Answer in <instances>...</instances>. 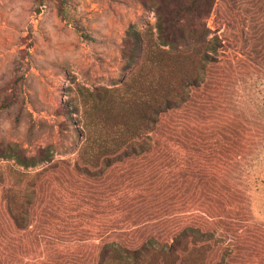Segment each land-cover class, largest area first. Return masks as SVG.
<instances>
[{"label":"rangeland","instance_id":"1","mask_svg":"<svg viewBox=\"0 0 264 264\" xmlns=\"http://www.w3.org/2000/svg\"><path fill=\"white\" fill-rule=\"evenodd\" d=\"M229 2L233 28L227 27ZM207 23L226 39L228 58L209 68L206 85L194 91L196 107L163 116L157 147L179 150L189 142L205 149L196 154L199 159L215 155L210 174L217 192L207 201L215 234L175 259L159 256L148 264H264V0H218ZM156 25V11L145 0H0V145L17 143L29 155L49 148L55 159L73 163L81 130L77 116L68 112L71 87L119 85L128 73L121 54L127 30L156 31ZM188 123L191 139L181 126L176 136L168 134L167 126ZM15 168L20 167L13 160L0 158V264H85L86 259H48L57 255L31 235L33 259H3L17 254L21 234L3 190L10 186L17 199V181L10 176ZM46 173L35 197L36 217L50 227L57 222L42 215L43 205L49 201L54 211L75 206L69 203L73 191L87 180L72 167ZM104 175L119 204L136 183L144 187L153 171L136 159ZM92 244L91 239L81 252L92 251ZM233 255L245 259H228Z\"/></svg>","mask_w":264,"mask_h":264},{"label":"trees","instance_id":"2","mask_svg":"<svg viewBox=\"0 0 264 264\" xmlns=\"http://www.w3.org/2000/svg\"><path fill=\"white\" fill-rule=\"evenodd\" d=\"M145 1L156 11V31L134 26L127 30L121 54L128 73L121 83L94 89L79 83L71 87L68 112L77 116L81 130L73 163L55 159L49 148L29 155L17 143L0 145V158L20 167L10 172L17 181V199L10 186L3 189L8 213L21 232L18 251L3 259H33L35 250L28 235L46 241V250L57 255L48 259H86L85 264H148L159 256L175 259L190 245L213 238L215 219L207 201L217 192L212 186L215 175L210 174L215 155L199 159L196 154L205 149L189 142L179 150L169 146L162 150L157 138L163 116L196 107L194 91L206 85L209 68L228 58L226 39L207 23L218 0ZM231 5L227 27L233 28ZM179 126L191 139L190 123L167 126L168 134L176 136ZM136 159L150 167L153 175L144 187L136 183L126 199L116 204L106 169ZM41 163L44 167L32 170ZM60 166L72 167L87 182L74 189L69 203L75 206L54 211L49 201L43 205L42 215L57 222L46 227V221L36 217L35 197L47 181L43 180L46 172ZM108 207L114 209L106 211ZM91 239L93 250L81 252L80 247L88 246ZM228 259L243 262L245 257ZM64 264L80 263L67 260Z\"/></svg>","mask_w":264,"mask_h":264}]
</instances>
